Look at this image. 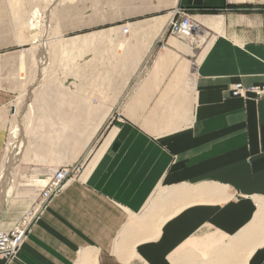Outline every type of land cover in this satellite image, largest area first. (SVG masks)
Masks as SVG:
<instances>
[{
  "label": "crops",
  "instance_id": "0c3cea01",
  "mask_svg": "<svg viewBox=\"0 0 264 264\" xmlns=\"http://www.w3.org/2000/svg\"><path fill=\"white\" fill-rule=\"evenodd\" d=\"M153 3L126 26L139 35L127 42L125 73L107 89L65 97L62 122H82L76 159L102 142L0 264H264V97L230 93L264 82V0ZM177 9L197 17L207 36L195 61L187 46L189 58L164 40ZM8 99L0 94V106ZM59 127L32 112L19 157L44 161L37 137ZM3 139L0 127V146Z\"/></svg>",
  "mask_w": 264,
  "mask_h": 264
},
{
  "label": "rangeland",
  "instance_id": "374dc122",
  "mask_svg": "<svg viewBox=\"0 0 264 264\" xmlns=\"http://www.w3.org/2000/svg\"><path fill=\"white\" fill-rule=\"evenodd\" d=\"M161 1L164 0H156L157 4ZM165 1L169 5L170 0ZM153 4V0H0V94L9 98L0 106V127L4 129L0 166L10 140L18 133V129L13 130L14 121L19 122L29 105L34 114L38 112L43 119L45 115L55 118L60 125L54 137L47 139L44 128L37 137L38 143H41L37 144L40 151L38 156H46L44 161L36 160L34 152L16 156L18 159L13 168L15 176L0 209L1 232L14 228L31 209L29 199L22 202L14 199L16 190L20 193L29 189V177H47L52 174V169H68L69 181L79 177L93 160L101 139L88 147L87 153H84L85 161H78L76 136L82 122L74 115V118L63 123L62 114L57 112L67 102L65 97L68 93L92 90L96 85L107 89L114 76L125 73L130 59L127 42L139 35L127 34L126 26L137 20L135 14L148 11ZM178 11L190 15L186 10L177 9L172 18L169 15L163 17H169L165 22L164 40L177 42L189 58L190 52L182 47L187 46L195 61L202 52L207 36L196 32V28L188 37L177 34V27L183 22V16ZM196 18L191 16L190 21L198 25ZM30 20L36 27L32 34L29 31ZM117 27H121V30H116ZM110 29L112 31L106 33ZM105 33L107 37L100 36L94 43L77 46L80 42L92 41L93 34L104 36ZM56 36L61 37L58 44ZM35 48L43 53L40 54L41 58L37 57ZM29 89L32 90L31 94ZM29 94L33 96L30 99ZM111 121L119 123L121 119L115 115ZM53 200L29 229L46 213Z\"/></svg>",
  "mask_w": 264,
  "mask_h": 264
},
{
  "label": "built area",
  "instance_id": "2783aa9c",
  "mask_svg": "<svg viewBox=\"0 0 264 264\" xmlns=\"http://www.w3.org/2000/svg\"><path fill=\"white\" fill-rule=\"evenodd\" d=\"M179 12V11H178ZM183 16V22L177 27V31L183 29L186 22L191 19L190 15L179 12ZM190 16V17H189ZM195 28L191 27L189 33H194ZM232 97L241 98H260L264 97V82L260 87H243L241 84H235L231 88ZM69 177L68 169L55 171L50 175V179L43 189L34 197L31 202V209L14 228L8 232H0V257L6 260L12 258L18 251L20 244L29 233V227L42 215L51 200L57 197L65 185L66 179ZM64 179V180H63Z\"/></svg>",
  "mask_w": 264,
  "mask_h": 264
},
{
  "label": "bare ground",
  "instance_id": "6f19581e",
  "mask_svg": "<svg viewBox=\"0 0 264 264\" xmlns=\"http://www.w3.org/2000/svg\"><path fill=\"white\" fill-rule=\"evenodd\" d=\"M48 11V10H47ZM220 20V19H219ZM202 23H206V20H201ZM210 24V23H209ZM208 24V25H209ZM212 24V23H211ZM217 24V23H216ZM218 25V24H217ZM216 26V25H214ZM191 27H194L197 29L196 32H199V25H195L194 22L188 20L186 22V25L183 29L179 30V33L177 34H181L182 37H188L193 33H189ZM218 27V26H217ZM35 25L33 23V20H31L30 22V30H31V34L34 33L33 30L35 29ZM214 28V27H213ZM41 30V29H40ZM128 32V30L126 31ZM36 33V32H35ZM198 34V33H197ZM32 38V37H30ZM33 40V38H32ZM56 41L57 44L59 42H61V37L56 36ZM61 45V44H60ZM62 46V45H61ZM36 53H37V57H42L40 54H43L41 52H38L37 49L35 48ZM38 65V64H37ZM39 85V84H38ZM232 88V87H231ZM30 94H31V89H29ZM28 95V98H32L33 96ZM31 96V97H30ZM34 102V100H32ZM23 105V104H22ZM26 105V104H25ZM27 106V105H26ZM24 108V107H23ZM28 111H23L22 115L20 116V120L19 122L14 121V126H13V130H17V134L13 135V139L10 140L9 144H8V148L5 151L4 154V161H3V166L2 169L0 170V209H2V206L4 204V191L6 189V186L9 182V179L11 177L12 174V168L14 166V164L16 163V159H18V157L16 158V156L20 154V151L22 149V146L25 142L26 136L28 135V132L30 130L31 127V123H32V111H31V106H28ZM17 112V111H16ZM19 117V116H18ZM15 120V119H14ZM12 131V129H11ZM14 132V131H13ZM17 138V140H16ZM55 169H52L51 172H55ZM49 173V172H48ZM51 175V174H49ZM50 176L47 177H39V176H31L28 178L27 180V187H29V189H24L23 191H21L19 193L18 190H16V192L14 193L16 195V197H14V199L16 200H20L22 201H27V199H29V201L32 202V200L34 199V197L38 194V192L43 189L45 187V185L47 184V182L49 181ZM66 182L65 185L63 187V189L66 186V183L68 182L67 179L65 178ZM64 180V179H63ZM17 189V188H16ZM62 189V190H63ZM17 202V201H16ZM29 209V208H28ZM1 232V231H0ZM23 243V242H22ZM21 243V244H22ZM20 244V246H21ZM19 246V247H20Z\"/></svg>",
  "mask_w": 264,
  "mask_h": 264
}]
</instances>
